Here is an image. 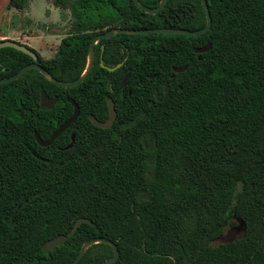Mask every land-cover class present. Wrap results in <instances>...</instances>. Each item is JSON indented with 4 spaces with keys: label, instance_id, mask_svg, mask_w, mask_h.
<instances>
[{
    "label": "trees",
    "instance_id": "16d2710c",
    "mask_svg": "<svg viewBox=\"0 0 264 264\" xmlns=\"http://www.w3.org/2000/svg\"><path fill=\"white\" fill-rule=\"evenodd\" d=\"M53 1L70 11L72 26L52 59L31 50L62 82L81 76L98 34L196 31L206 22L200 0H169L155 15L133 0ZM160 1L139 0L150 9ZM29 2L8 0L7 10ZM206 2V34L101 40L91 73L73 88H59L36 70L0 85V264H71L96 238L116 245L115 264H264V0ZM208 42V52L195 53ZM100 60L122 65L109 72ZM31 63L0 49V79ZM41 93L57 98L52 109L37 110ZM69 99L79 117L40 147L35 134L47 140L72 116ZM107 99L117 117L103 130L89 117L107 120ZM78 219L92 224L82 223L45 254L42 246ZM238 223V239L216 244ZM112 256L97 244L78 264Z\"/></svg>",
    "mask_w": 264,
    "mask_h": 264
},
{
    "label": "water",
    "instance_id": "95a60500",
    "mask_svg": "<svg viewBox=\"0 0 264 264\" xmlns=\"http://www.w3.org/2000/svg\"><path fill=\"white\" fill-rule=\"evenodd\" d=\"M169 0H161L159 5L156 8H147L145 6H143L139 0H133L134 5L140 10L143 11L149 15H155L157 13H159L164 6L167 4ZM204 14H205V26L203 29L201 30H196V31H188V30H183V29H171V28H156V29H149V30H128V29H120V28H114L111 30H108L106 32H104L103 34H98L97 36H95L92 41L89 44L88 47V54H87V64H86V68L84 70V72L81 74V76H79V78H77L76 80L72 81V82H62L59 81L57 79H55L48 71H46L45 69H43L38 63V56L36 54V52H34L33 50H31V48L19 44L18 42L12 41V40H3L0 42V49L3 48H12L18 52H21L27 56H29L32 60L33 63L25 66L23 69H21L17 74L9 77V78H4V79H0V85L1 84H5V83H9V82H13L16 81L18 79H20L21 77H23L28 71L30 70H36L38 71L48 82H50L51 84L59 87V88H73L79 84H81L91 73L93 66H94V48L95 46L98 44V42H100L101 40H109L112 37H115L117 35H148V34H169V35H183V36H199V35H204L206 34L210 27H211V17H210V12H209V8L207 5L206 0H200ZM211 48V43L208 42L206 44V46L196 49L195 53L196 54H203L206 53L210 50ZM103 51V47L101 48ZM198 59H200V57H198ZM122 65L119 64L114 68H110V67H106L103 65L102 60H100V66L103 69L108 70L109 72H113L116 69H118L120 66ZM174 73H181L184 72L186 70V67L181 68V69H177V68H173L172 69ZM57 102V98H49L45 93H41L40 94V104H39V108L40 109H47L50 110L52 109L55 104ZM68 102L71 104V106L73 107V114L72 116L64 123L62 124L51 136L49 139L47 140H42L40 139V137L35 134V140L38 143V145L40 147H48L50 145H52V143L60 136L62 135L79 117V108L76 105V103L74 101H72L71 99L68 100ZM107 107H108V118L107 120H105L104 122H100L98 120H96L93 116L89 117V120L91 121V123L96 126L97 128L106 130L112 127V125L114 124L117 114L115 111V107H114V103L111 99H107ZM74 141V135H71V143L64 149H70L72 147V143ZM82 223H87V224H92L91 222H89L86 219H78L72 229L66 234V235H58L55 238L47 241L43 246H42V250L45 254L49 253V252H53L55 251L57 248L62 247L66 241L70 238H72L76 232V230L78 229V227L82 224ZM97 244H104L109 246L112 251H113V256L112 258L102 262L101 264H115L119 258V251L116 247V245L114 243H112L109 240H106L104 238H96V239H91L87 242H85L76 258L73 260V262L71 264H78L80 262V260L83 258V256L85 255L86 251Z\"/></svg>",
    "mask_w": 264,
    "mask_h": 264
},
{
    "label": "rangeland",
    "instance_id": "374dc122",
    "mask_svg": "<svg viewBox=\"0 0 264 264\" xmlns=\"http://www.w3.org/2000/svg\"><path fill=\"white\" fill-rule=\"evenodd\" d=\"M7 3L8 0H0V31L9 37L1 41L18 42L35 50L42 59H52L72 26L70 11L58 7L53 0H30L21 11L7 10ZM242 230L240 223L235 228H226L216 244L238 239Z\"/></svg>",
    "mask_w": 264,
    "mask_h": 264
},
{
    "label": "crops",
    "instance_id": "0c3cea01",
    "mask_svg": "<svg viewBox=\"0 0 264 264\" xmlns=\"http://www.w3.org/2000/svg\"><path fill=\"white\" fill-rule=\"evenodd\" d=\"M1 8H0V12H1ZM1 23V22H0ZM0 28H1V24H0ZM6 32V31H5ZM6 38H9L7 35H4V34H2L1 33V31H0V41L2 40V39H6Z\"/></svg>",
    "mask_w": 264,
    "mask_h": 264
},
{
    "label": "flooded vegetation",
    "instance_id": "af4514ba",
    "mask_svg": "<svg viewBox=\"0 0 264 264\" xmlns=\"http://www.w3.org/2000/svg\"><path fill=\"white\" fill-rule=\"evenodd\" d=\"M49 98H53V97H49ZM57 103V102H56ZM39 104H40V102H39ZM56 105V104H55ZM40 108H39V106L37 107V110H39Z\"/></svg>",
    "mask_w": 264,
    "mask_h": 264
}]
</instances>
